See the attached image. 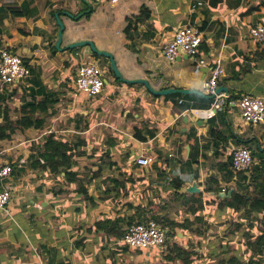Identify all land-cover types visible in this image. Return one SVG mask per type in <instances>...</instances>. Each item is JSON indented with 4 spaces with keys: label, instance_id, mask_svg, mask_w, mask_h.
<instances>
[{
    "label": "crops",
    "instance_id": "crops-1",
    "mask_svg": "<svg viewBox=\"0 0 264 264\" xmlns=\"http://www.w3.org/2000/svg\"><path fill=\"white\" fill-rule=\"evenodd\" d=\"M142 8L147 17L136 21L126 33L128 20L137 17ZM12 10L22 14L14 16ZM57 17L64 26L59 49L55 47ZM185 23L202 28V41L208 51L200 50V55L205 54L208 60L220 58L224 76L219 86L226 87L228 95H264V42L252 39L248 33L250 26L264 24V0H0V49L20 55L29 68L27 78L0 83V126L6 114L13 128L9 138L0 139V168L11 165L9 175L0 179V189L11 193L7 211L0 209V264H161L158 247L126 250L121 238L116 240L94 226L95 221L104 218L117 220V225L111 227L115 232L126 231L138 216L146 222L150 219L145 212L150 191H159L164 199L173 198L170 201L176 210L167 211L171 219L189 218L192 229L198 228L193 227L197 215L208 222L211 215L206 201L212 195L204 190L205 176L211 169L216 171V162L226 161L223 154L229 146L242 145L237 137L254 139L249 145L264 147V123H243L236 106L230 104L212 117L195 114L194 110L206 108L205 100L209 99L202 92V82L209 76L210 66H201L186 54L168 61L161 51L163 43ZM82 40L110 52L121 76L130 82L120 81L111 73L112 77L107 76L109 59L105 60L108 69L100 67L88 45L67 48ZM82 62H93L103 70V92L93 97L76 91V69ZM141 79L154 89H193L196 93L154 95L144 84L133 82ZM45 95L57 101L34 112L33 120L40 121V125L22 127L18 122L29 112L27 103L33 98L37 103ZM88 98L94 103L86 101ZM179 100L188 106L181 109ZM115 103L124 107L123 116L114 122H122L123 127L109 124L120 112L112 110ZM135 120L140 122L145 141L130 135ZM104 126L111 127L117 138L130 135L135 156H149L152 162L140 167L132 152L126 153L124 163L119 162L118 176H110L107 185L102 171L98 172L99 165L79 174L77 158H89L87 142L94 133L102 134ZM210 127L227 140L216 139L213 144ZM147 131L155 135L149 137ZM50 134L72 149L67 170L76 175V182H70L65 172H52L46 165L43 145ZM190 153L196 162L187 161ZM207 161H213L212 165ZM92 172L97 175L89 182ZM214 177L219 192L229 188L234 191L242 182L235 173L228 178L216 171ZM175 178L184 181L182 186L196 180L202 210L191 213L181 199L174 198ZM80 185L82 189L86 186L85 194L77 190ZM217 202L210 205L214 212H220L215 209L219 207ZM192 234L197 235L180 228L175 237L177 241H193ZM115 244L120 248H114ZM122 251L134 252L120 257Z\"/></svg>",
    "mask_w": 264,
    "mask_h": 264
},
{
    "label": "trees",
    "instance_id": "trees-1",
    "mask_svg": "<svg viewBox=\"0 0 264 264\" xmlns=\"http://www.w3.org/2000/svg\"><path fill=\"white\" fill-rule=\"evenodd\" d=\"M145 9L142 8L140 11V14L135 17L134 19L128 20V26L125 29V32L127 33L129 29L132 28L133 24H135L136 21L143 20L147 17V14H144ZM22 13L19 10H12V15L19 16ZM202 29V28H200ZM73 49V48H72ZM200 50L203 52H207L208 49L204 45L203 41H201L200 44ZM95 58H98L99 55L96 53L92 54ZM24 61V59H23ZM25 62V61H24ZM26 64V63H25ZM27 65V64H26ZM109 72L115 77L113 74L111 67L109 66ZM50 96L45 95V97L36 103V100L33 98L31 102L27 103V107L29 108V112L25 113L20 118V121L18 122L22 127H30L34 126L35 128L40 125V121L36 122L33 120L36 118L34 115V112L37 110L42 111V107L47 108L48 104L50 102L54 103L57 101V99H49ZM179 97H185V96H179ZM189 97V96H187ZM200 100H204L202 97H198ZM229 98L232 100H235L238 98L237 95H230ZM213 98L209 97V99L205 100V107L208 108L210 104L212 103ZM185 106H188L187 104L181 102L180 108L183 109ZM10 124L6 114L4 117V124L0 126V139H6L10 137V134L13 132V128L9 126ZM9 131L7 134L6 131ZM149 137H152L155 135V132L147 131ZM209 134L213 139V144L215 143L214 140L221 139L222 141H226L227 138L221 136V132L215 129H212V127L209 128ZM133 136L139 141H145L146 137L142 133V127H140V122H136V125L133 126ZM238 144L242 145H248L250 141H254V139H246L243 140L241 137H237ZM256 142V141H255ZM113 145V143H112ZM45 147V153L43 154V157L45 158L46 165L50 168L52 172H65V176L68 178L70 182H76V175L68 171V164L71 159V151L72 149L66 145L65 143L58 141L53 138V135H47L45 138L44 145ZM193 147H191L192 149ZM250 150V149H249ZM252 157L254 162L250 166V168L247 170V174L245 175L242 172L237 173L236 175L241 176L242 182L238 184L236 189L232 191L231 196L229 198L226 197H219L218 200V206L223 208L231 209L233 212H239L240 210H243V214L246 217V220L243 221L247 224L246 231H242L240 234H238V239L241 241L246 239L247 242L244 244V252L248 254L249 256V263L250 264H260V261L264 255V148L261 149L260 146L257 145L254 146V150L251 151ZM217 155L219 153H216ZM187 161L196 162L195 160L192 161L191 153L189 154V158ZM216 171L221 172L224 175H227L228 178H230L233 175L232 170L230 169V156L227 157L226 161H218L215 164ZM96 172H92L91 179L89 182H91L94 178H96ZM198 175H195L194 178H197ZM184 181L181 179H173L172 180V187L174 188V191L172 192L174 195V198H178L182 200V205L191 213H196L198 210L203 209L202 205V194H192L187 197L186 194H179L178 190L182 187ZM218 179L213 177L209 179L206 182L205 191H214L215 193L219 192L218 186ZM214 185L215 187L213 188ZM242 188V189H241ZM241 189V190H240ZM80 192H86V186L80 185L77 189ZM210 201L215 200V196H209L208 197ZM260 214V217L258 215ZM203 215H197L196 220H202ZM150 218L154 219L159 225L164 227L166 229V237L167 240L165 241L164 245H166V248H163L164 245L161 247H158L160 252L163 253V259L164 264H168L171 262H178L179 264H192L198 256V252L196 248H199V244L196 248H192L189 243L185 241V244L188 245L187 247L184 246L183 243H178L177 241L172 240L173 237L176 236V230L180 228H187L188 230L195 231L198 236H200L201 232L199 229H195L191 226V221L189 218L183 219L181 221H176L175 219H171L167 214L163 215H150ZM253 220H260L261 227L260 229L258 227H255V223H253ZM143 221L141 216H138L137 221L135 223H141ZM128 225L131 223H127ZM249 224V226H248ZM117 225V220L112 221L109 218H104L103 220L95 221L94 226L95 228L101 229L102 231L108 233L111 235V237L120 239L123 234L125 233V230H119V231H111V227L114 228ZM240 224L236 221L233 225V232L236 233L240 230ZM253 228L258 229L257 233H254L252 230ZM236 236V234H235ZM189 240V239H188ZM189 242V241H188ZM192 243V241L190 240ZM227 246V243H226ZM225 244H222L221 251L226 252L227 247ZM201 247V244H200ZM124 249L126 250H133L135 248H131L129 246L124 245ZM244 253H233L232 255H229L227 257H224L220 259L217 264H244V261L240 259L241 256H243ZM210 255H213L210 253Z\"/></svg>",
    "mask_w": 264,
    "mask_h": 264
},
{
    "label": "built area",
    "instance_id": "built-area-1",
    "mask_svg": "<svg viewBox=\"0 0 264 264\" xmlns=\"http://www.w3.org/2000/svg\"><path fill=\"white\" fill-rule=\"evenodd\" d=\"M101 2L103 0H95ZM117 0H111L116 2ZM196 5H200L197 2ZM192 6V9L196 6ZM250 37L256 41L264 42V24H255L248 29ZM201 31L198 26L185 23L177 27L172 39L163 43L161 51L168 61H174L181 49L192 61H197L201 66H210L209 76L202 82V92L213 98L206 109L194 110L195 114L202 117H212L217 111L222 110L225 104L236 106L239 117L243 123L258 125L264 123V95L242 94L232 100L229 95L217 92L219 80L224 76V69L219 57L208 60L205 54L200 55ZM78 55V53H76ZM29 76V68L23 58L7 49H0V83L11 84L14 81L25 79ZM105 84L103 70L93 62H82L76 69L75 87L77 92H83L88 97H93L102 92ZM181 103L182 100H179ZM134 162L145 167L152 162L151 157L140 154ZM254 162L252 154L247 147L231 148L230 167L233 173L247 171ZM11 170V165L5 164L0 168V179L6 178ZM11 193L8 189H0V209L7 211ZM166 229L150 218L146 222L133 223L128 226L121 237V242L135 249H152L164 245Z\"/></svg>",
    "mask_w": 264,
    "mask_h": 264
},
{
    "label": "rangeland",
    "instance_id": "rangeland-1",
    "mask_svg": "<svg viewBox=\"0 0 264 264\" xmlns=\"http://www.w3.org/2000/svg\"><path fill=\"white\" fill-rule=\"evenodd\" d=\"M79 48V47H77ZM103 58V59H102ZM101 59L96 60V58H92L95 60V62L100 66L103 67L105 69H108L107 63L105 60L106 57L102 56ZM107 76H111L110 72L108 71ZM112 77V76H111ZM103 92V91H102ZM100 97V96H99ZM92 98H88L86 99V101H90V103H94L93 100H91ZM97 100L98 97H96ZM111 100H113V97L111 98ZM111 105V104H110ZM115 108L112 109L114 112L120 109V112L115 113L114 119L109 120V124L112 125L114 124L115 127H118V125H120V127H123V123L122 122H118L117 124H115L114 122L118 121L122 116H123V110L124 107L123 105H118V104H114ZM131 117V116H130ZM132 119V118H131ZM133 122V121H132ZM136 122H139V120H135L134 121V125H136ZM105 128L102 134L96 135L95 133L92 135L93 138L91 140H89V149H86V153L89 156L88 159H84L83 157L77 158L79 159V164L77 167V172L79 174H83V173H88L89 170L91 169V167H93V165H99V170L98 172L102 171V175L105 181V184H109V177L110 176H114V174L116 176H118V169L120 168L119 166V162L120 163H124V155L126 153L132 152V156L136 157L135 155L137 154V152H133L132 148V144L129 141V137L133 131L130 132V135H123L120 136V138H117V136H113V132L114 130L109 127V126H104ZM118 131V130H117ZM74 134V133H72ZM117 134H119V131L117 132ZM129 134V133H128ZM77 135V134H74ZM97 137H96V136ZM111 136V137H115L112 139L115 140H109L107 137ZM113 143V145H112ZM124 143V144H123ZM134 145L135 143L132 142ZM240 146H244L247 147L248 149H250L251 151L254 150V146L253 145H240ZM264 147H261V149ZM111 149V151L109 152V150ZM97 151V152H94ZM230 151H231V147L229 146V148L226 150V154H223V158H225V160L227 159L228 156H230ZM96 153V154H95ZM90 157L92 158V161L94 163H92V161H90ZM84 160L83 164H80V162ZM82 163V162H81ZM213 163V161H207V165L211 166ZM83 170V171H82ZM82 171V172H81ZM143 174H146L144 172H142ZM244 175L246 173V175H248L247 171L242 172ZM242 176V175H241ZM240 176V177H241ZM85 182H87V180H85ZM150 202L147 203L146 205V211L149 215H163V214H167L168 215V210L173 212L174 210H176V206L174 203H172L170 200H173V198H168L164 199L163 196L160 197V192L157 191L156 192H152L150 191ZM171 194H168L166 196H170ZM219 200V198L217 196H215V200L214 201H210L207 200L206 201V205H209L207 207V211L208 213H210L211 217L209 218L208 222L204 221V218H202V220H195L193 227H198L197 229L200 230L201 234L200 236L196 235V234H192L193 237V241L192 243L190 242V240L188 239H181L179 241L176 240V237H173V240H176L178 243H183L184 246L185 241L187 243H189V245L192 248H196L197 245L199 244V249L198 252V256H196L194 262L192 264H217V262L224 258L227 257L229 255H232V253H244L243 256L240 257V259L242 261H244V264H250L249 263V256L247 253L244 252V244L247 242L246 239L244 240H240L238 239V234H240L242 231H246L247 228V224L244 223L243 221L246 220V217L243 214V211H239V212H233L231 209L228 208H223V207H218L215 209H217V211L220 212H214V208L211 207L210 205L215 204L217 201ZM218 203V202H217ZM151 207H150V206ZM223 211H228L227 214H223ZM159 212V213H158ZM170 213V212H169ZM219 214V215H218ZM221 215V216H220ZM258 217H260V214L258 215ZM238 222L240 224V230L237 231L236 233H232L233 232V225L235 222ZM253 223H255V227H258L260 229L261 227V222L260 220H253ZM249 226V224H248ZM254 233H257L258 229H254L252 230ZM236 234V236H235ZM228 239H230L228 241ZM189 241V242H188ZM231 241V243H230ZM116 243V242H115ZM227 243V251L223 252L221 251V245L222 244H226ZM230 243V246H229ZM201 244V247H200ZM205 244H208V248L205 247ZM210 244V245H209ZM210 246V247H209ZM114 248L119 249L120 246L118 245H114ZM113 248V249H114ZM138 250V249H136ZM144 250V249H143ZM243 250V251H242ZM132 252L134 251H129V252H125L122 251L120 257H127V254H132ZM210 253H212L213 255H210ZM162 255H159V259H160V263L164 264L166 262H164L163 259V253H161ZM162 260V262H161ZM168 264H179L177 261L176 262H171ZM260 264H264V255L260 261Z\"/></svg>",
    "mask_w": 264,
    "mask_h": 264
},
{
    "label": "water",
    "instance_id": "water-1",
    "mask_svg": "<svg viewBox=\"0 0 264 264\" xmlns=\"http://www.w3.org/2000/svg\"><path fill=\"white\" fill-rule=\"evenodd\" d=\"M57 22L59 25V32L57 35V41H56L55 47L57 49H59L60 48L59 44L61 42L62 31H63L64 26H63V23L58 19V17H57ZM85 45H88L90 47L92 53H96L99 56H104V57L109 59L111 69L114 72L115 76H117L120 79V81L130 82L121 76V74H120V72L116 66V63L114 61L112 54L108 51H104V50H100V49L96 48V46L94 45L93 42L88 41V40L76 41V42L70 43L67 46V48L71 49V48L85 46ZM178 51H179V54H185L181 49H178ZM133 82L144 84L152 94L159 95V96L168 95L170 93H176V92L183 94V95L196 93V91H194L193 89H178V90L171 89V88L170 89L169 88H167V89H163V88L154 89L152 86H150V84L146 80H143V79H141L139 81H133ZM217 92L218 93L219 92H226V94H228V89L224 86H219L217 89ZM201 96H203V95H201ZM186 120H187V117L184 118L185 122H186ZM186 149L188 150L189 146H186ZM215 174H216V171L211 169L208 172V174L205 176L204 181L207 182L209 179L213 178L215 176ZM200 191L201 190L198 187L196 180H192L191 182H186L184 184V186H182L178 190V193L179 194H184V193L195 194V193H199ZM232 191H233V188H229L226 192L220 191V192L215 193L214 191H210L209 194L212 196L229 198L231 196ZM163 248H166V245H164Z\"/></svg>",
    "mask_w": 264,
    "mask_h": 264
},
{
    "label": "clouds",
    "instance_id": "clouds-1",
    "mask_svg": "<svg viewBox=\"0 0 264 264\" xmlns=\"http://www.w3.org/2000/svg\"><path fill=\"white\" fill-rule=\"evenodd\" d=\"M201 31V30H200ZM201 41H202V39H201ZM210 97V96H209ZM206 109V108H205ZM239 147V146H238ZM244 147V146H243ZM230 169H231V167H230Z\"/></svg>",
    "mask_w": 264,
    "mask_h": 264
}]
</instances>
